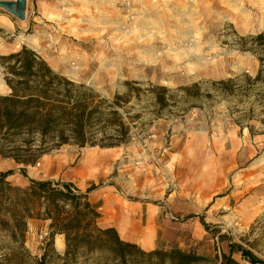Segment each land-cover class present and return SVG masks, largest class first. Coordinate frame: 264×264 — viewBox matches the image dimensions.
<instances>
[{
  "label": "rangeland",
  "instance_id": "374dc122",
  "mask_svg": "<svg viewBox=\"0 0 264 264\" xmlns=\"http://www.w3.org/2000/svg\"><path fill=\"white\" fill-rule=\"evenodd\" d=\"M262 32L264 0H27L25 20L0 8L1 55L26 46L107 98L126 93L128 81L145 90L126 104L140 115L127 148L64 146L28 166V177L23 165L0 157V171L14 170L6 179L12 187L24 189L30 178L83 192L95 185L89 197L98 205L111 199L115 208L144 207L157 219L158 249L175 246L207 257L203 264H220L233 243L259 260L236 251L238 262L264 264V85L248 90L244 74L255 78L260 61L243 50L250 45L244 38ZM0 68V93L7 94ZM236 77L245 89L224 94L219 82ZM151 84L175 95L160 112L154 96L161 92ZM193 84L203 96L186 98L180 87ZM11 194L0 185V212H8L0 221V257L23 224L14 219ZM98 211L100 226L108 227L104 207ZM48 225L27 222L33 256L43 253ZM60 236L54 247L64 254L55 246Z\"/></svg>",
  "mask_w": 264,
  "mask_h": 264
},
{
  "label": "trees",
  "instance_id": "16d2710c",
  "mask_svg": "<svg viewBox=\"0 0 264 264\" xmlns=\"http://www.w3.org/2000/svg\"><path fill=\"white\" fill-rule=\"evenodd\" d=\"M244 40L250 45L245 44L243 50L253 52L260 61L255 78L244 74L248 90H252L257 83L264 85V32ZM0 66L9 89L7 94L0 93V157L23 165L21 172L25 177L28 166H35L44 156L64 146L114 148L131 140L134 122L140 115H131L126 104L142 97L145 90L138 86L140 82L128 81L126 93L103 97L86 84L57 72L26 46L17 52L0 54ZM238 81V77L222 80L220 90L229 95L237 93V88L245 89L235 85ZM149 90L161 92L154 96L158 112L169 105V96H175L166 86L151 84ZM180 90L186 92V98L203 96L199 84ZM259 93L264 99V88ZM13 173L14 170L0 171V185L7 184L13 192L8 204L17 225L19 220L23 224L19 226L20 236H13L10 251L0 257V264H203L207 261L203 255L175 246L169 250L145 251L136 243L123 240L116 228L100 226L101 214L89 197L95 185L83 192L71 183L30 178L31 184L23 189L7 183L6 179ZM4 215L8 212H0L1 222H7ZM29 219L49 222L50 236L40 256H33L26 248ZM56 235L64 236V254L55 251ZM236 251L253 263L259 262L251 252L232 243L230 253H223L220 264H241L233 257Z\"/></svg>",
  "mask_w": 264,
  "mask_h": 264
},
{
  "label": "crops",
  "instance_id": "0c3cea01",
  "mask_svg": "<svg viewBox=\"0 0 264 264\" xmlns=\"http://www.w3.org/2000/svg\"><path fill=\"white\" fill-rule=\"evenodd\" d=\"M123 149L127 148V145L121 146ZM120 147H114V148H107V150H116V149H122ZM91 200V199H90ZM91 202L96 205L97 208L104 207L105 209V216L107 217V220L110 221L108 223V227H114L117 229L120 237L125 240L132 243H136L139 245L143 250L145 251H152L159 247L158 242V229H157V219L153 215L145 214L144 207L140 208L137 205H131V204H124L120 203L119 208H115V204L111 199L103 200V202L99 204L100 199L93 202ZM142 205V203H140ZM140 210L142 213H140ZM143 210V211H142ZM132 226H136L139 229H149L153 228V236L154 241L153 244L149 247L143 246V242L140 239L141 237L138 236L136 233V229L132 228ZM145 232V231H144Z\"/></svg>",
  "mask_w": 264,
  "mask_h": 264
},
{
  "label": "water",
  "instance_id": "95a60500",
  "mask_svg": "<svg viewBox=\"0 0 264 264\" xmlns=\"http://www.w3.org/2000/svg\"><path fill=\"white\" fill-rule=\"evenodd\" d=\"M0 8H3L20 20L26 19L27 0H0Z\"/></svg>",
  "mask_w": 264,
  "mask_h": 264
},
{
  "label": "bare ground",
  "instance_id": "6f19581e",
  "mask_svg": "<svg viewBox=\"0 0 264 264\" xmlns=\"http://www.w3.org/2000/svg\"><path fill=\"white\" fill-rule=\"evenodd\" d=\"M94 150V149H93ZM132 228L136 229V233L138 236H140L142 242H143V246L145 247H149L150 245L153 244L154 241V236H153V232L154 229L153 228H149L143 231V229H139L136 226H132ZM55 246L58 250H63L65 248V241L63 239V236L61 235L60 237L56 238L55 240Z\"/></svg>",
  "mask_w": 264,
  "mask_h": 264
}]
</instances>
